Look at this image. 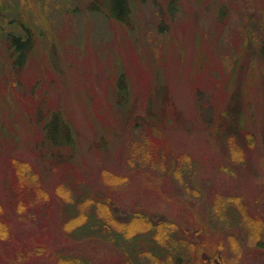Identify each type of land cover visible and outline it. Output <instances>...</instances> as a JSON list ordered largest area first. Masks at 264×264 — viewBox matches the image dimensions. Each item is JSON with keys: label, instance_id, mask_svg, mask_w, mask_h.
Segmentation results:
<instances>
[{"label": "rangeland", "instance_id": "obj_1", "mask_svg": "<svg viewBox=\"0 0 264 264\" xmlns=\"http://www.w3.org/2000/svg\"><path fill=\"white\" fill-rule=\"evenodd\" d=\"M112 1L0 0V264H264V0Z\"/></svg>", "mask_w": 264, "mask_h": 264}, {"label": "trees", "instance_id": "obj_2", "mask_svg": "<svg viewBox=\"0 0 264 264\" xmlns=\"http://www.w3.org/2000/svg\"><path fill=\"white\" fill-rule=\"evenodd\" d=\"M113 1H112V4L114 3ZM129 2L130 1L128 0H116L115 6L117 8L116 10L119 11L118 17H121L123 12L125 14L128 13L129 10L127 9L130 8ZM9 26L13 28V31H11L7 35V37H5L7 52L9 54V57L13 60L14 67L21 68L24 65V62L26 61V59H28V57L31 54L33 55V52H35V45H34L35 39L33 38L34 33H33V30L29 26L25 25L23 22L20 23L19 21L15 19H11L9 21ZM58 115L63 117V115L60 113H55L52 116H50V118H53L51 122V131L53 133V141H49V138H47L48 136L45 135L46 139L48 140L46 143L50 147L52 146L54 149L55 148H69L70 150L74 149L75 139L71 137V136H74L73 131L71 130L69 124L60 125V123H58L57 120L55 121ZM52 155L54 157L55 156L56 157L67 156V155H58V154H52ZM94 207L95 205H93L92 207L94 209L93 212L95 211V208H96ZM72 210L73 209H71L70 211L72 212ZM88 219L89 220H87L83 224L76 227L77 228L75 229L76 232L82 230L83 232L80 231L78 233L83 234L84 236H93V235H97L101 233L103 229H106L104 228L105 226H102V223L100 219L97 217V214L95 212L92 213L90 218ZM86 226L89 229L85 228ZM83 228L86 229L85 230L86 233L84 232ZM110 234L112 235L116 234L113 236V238L117 240L118 242H121V240L125 239V238L124 239L121 238L123 236L121 233L111 232ZM173 236L169 235L170 239L171 237L173 238ZM174 242H176L175 238H173V241L170 242L169 246H173ZM179 244L180 242L178 241V243L175 246ZM177 247H180V245Z\"/></svg>", "mask_w": 264, "mask_h": 264}]
</instances>
